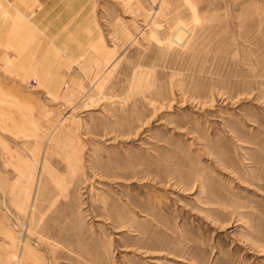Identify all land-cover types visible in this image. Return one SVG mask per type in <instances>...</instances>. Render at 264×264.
Here are the masks:
<instances>
[{"label": "rangeland", "instance_id": "obj_1", "mask_svg": "<svg viewBox=\"0 0 264 264\" xmlns=\"http://www.w3.org/2000/svg\"><path fill=\"white\" fill-rule=\"evenodd\" d=\"M0 264H264V0H0Z\"/></svg>", "mask_w": 264, "mask_h": 264}]
</instances>
